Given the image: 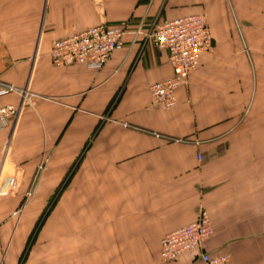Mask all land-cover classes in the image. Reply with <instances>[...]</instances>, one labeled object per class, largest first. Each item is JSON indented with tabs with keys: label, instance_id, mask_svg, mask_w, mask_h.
Segmentation results:
<instances>
[{
	"label": "crops",
	"instance_id": "0c3cea01",
	"mask_svg": "<svg viewBox=\"0 0 264 264\" xmlns=\"http://www.w3.org/2000/svg\"><path fill=\"white\" fill-rule=\"evenodd\" d=\"M196 14L212 47L170 109L149 97L172 74L167 53L131 35L99 70L49 56L93 25ZM7 86L27 101L0 132V191L17 182L0 194V264H202L159 255L202 208L214 229L203 251L264 264V0H0V106L19 102Z\"/></svg>",
	"mask_w": 264,
	"mask_h": 264
},
{
	"label": "built area",
	"instance_id": "2783aa9c",
	"mask_svg": "<svg viewBox=\"0 0 264 264\" xmlns=\"http://www.w3.org/2000/svg\"><path fill=\"white\" fill-rule=\"evenodd\" d=\"M126 35H131L140 47L151 45L167 53V61L172 69L171 76L149 86L151 105L164 109H170L176 105V90L187 84L189 73L199 64L200 55L212 47V35L206 17L203 14H196L149 25L140 23L135 27H130L128 22H121L113 27L103 24L93 25L54 41L49 56L56 67L79 64L88 69L99 70L114 52L124 47ZM9 91L18 92L20 99L17 104L0 106V132L16 124L27 101L26 89L7 86L1 92ZM105 118L101 117V119ZM10 147L11 136L6 139L0 154V171ZM198 158L202 160L201 155ZM46 162L47 158L43 157L38 169H43ZM16 185L15 177H8L0 194L10 193L17 196ZM31 197L32 190L28 189L23 206L30 201ZM213 234V224L208 212L206 209H199L191 223L167 233L161 239L160 259L163 262H173L185 253L198 252V258L202 264H232L228 254L211 255L202 250L203 244Z\"/></svg>",
	"mask_w": 264,
	"mask_h": 264
},
{
	"label": "rangeland",
	"instance_id": "374dc122",
	"mask_svg": "<svg viewBox=\"0 0 264 264\" xmlns=\"http://www.w3.org/2000/svg\"><path fill=\"white\" fill-rule=\"evenodd\" d=\"M246 50V49H245ZM22 206H23V203H22Z\"/></svg>",
	"mask_w": 264,
	"mask_h": 264
}]
</instances>
